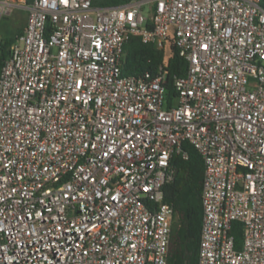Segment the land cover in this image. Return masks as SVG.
Segmentation results:
<instances>
[{
    "label": "built area",
    "instance_id": "obj_1",
    "mask_svg": "<svg viewBox=\"0 0 264 264\" xmlns=\"http://www.w3.org/2000/svg\"><path fill=\"white\" fill-rule=\"evenodd\" d=\"M15 9L27 19L0 69V264H167L163 188L185 143L204 165L197 264H264L262 0H0V21ZM132 36L173 38L187 70L171 101L161 67L122 75Z\"/></svg>",
    "mask_w": 264,
    "mask_h": 264
},
{
    "label": "trees",
    "instance_id": "obj_2",
    "mask_svg": "<svg viewBox=\"0 0 264 264\" xmlns=\"http://www.w3.org/2000/svg\"><path fill=\"white\" fill-rule=\"evenodd\" d=\"M132 0H92L94 7H112L127 4ZM264 6V0H262ZM20 30L17 35H20ZM15 38L2 41L0 48V69L9 57V47ZM166 73V89L168 102L175 98L173 89L175 78L185 76L187 63L178 55L169 37L167 49H158L152 44H145L137 36H132L124 45L121 60L122 75H140L148 72L156 75L159 68ZM188 154L187 159L181 155L173 158L175 168L174 179L163 188L165 201L173 206L174 222L168 250L167 264H197L200 231L202 224L201 193L204 178V165L198 152L188 143L183 145ZM231 234L235 238V246L240 247L242 225L234 222Z\"/></svg>",
    "mask_w": 264,
    "mask_h": 264
},
{
    "label": "rangeland",
    "instance_id": "obj_3",
    "mask_svg": "<svg viewBox=\"0 0 264 264\" xmlns=\"http://www.w3.org/2000/svg\"><path fill=\"white\" fill-rule=\"evenodd\" d=\"M146 9V8H145ZM146 14V12H145ZM27 19V12L15 9L7 19L0 21V40L15 38L20 30H23ZM173 29H171L172 33ZM174 218L172 223L174 222Z\"/></svg>",
    "mask_w": 264,
    "mask_h": 264
}]
</instances>
